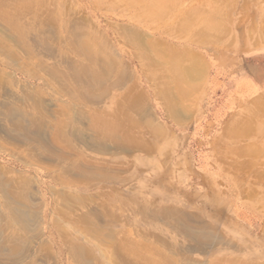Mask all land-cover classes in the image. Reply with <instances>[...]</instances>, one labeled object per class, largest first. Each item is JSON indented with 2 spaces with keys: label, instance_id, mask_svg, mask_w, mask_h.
I'll return each mask as SVG.
<instances>
[{
  "label": "rangeland",
  "instance_id": "1",
  "mask_svg": "<svg viewBox=\"0 0 264 264\" xmlns=\"http://www.w3.org/2000/svg\"><path fill=\"white\" fill-rule=\"evenodd\" d=\"M41 1L24 11L15 28L0 19L1 27L23 39L21 47L10 49L21 69L0 54V102L7 90L21 97L22 85L36 88L51 108L52 116L45 115L50 135L61 121L66 132L78 129L90 137L97 133L96 119L117 120L121 149L112 145L99 153L77 141L72 148L55 141L70 160L26 165L10 155H28L29 146L0 141L7 150L0 162L25 173L44 222L27 262L75 264L72 247H83L94 264H123L118 253L139 242L160 250L170 264H264V0H174L163 19L143 18L144 5L124 0ZM191 10L218 11L216 40L175 31ZM48 27L56 35L53 55L31 44ZM124 29L160 49L158 68L150 72L141 64L146 52L133 49ZM90 31L107 40L104 59L115 64L113 77L99 100H90L88 89L75 97L85 119L68 126L64 108L71 101L56 94L62 87L57 77L67 73L62 58L79 63L72 44ZM186 53L201 63L193 66L191 79H175L171 63ZM71 161L96 173L65 175L62 168ZM63 187L69 199L51 192ZM177 217L216 239L199 252Z\"/></svg>",
  "mask_w": 264,
  "mask_h": 264
},
{
  "label": "bare ground",
  "instance_id": "2",
  "mask_svg": "<svg viewBox=\"0 0 264 264\" xmlns=\"http://www.w3.org/2000/svg\"><path fill=\"white\" fill-rule=\"evenodd\" d=\"M173 1L124 0L123 2L128 5H144L145 10L139 12L143 18L163 19L165 12L171 8ZM37 4H43V2L41 0H0V19L7 21L11 27L15 28L17 20L23 17L24 11H29L34 6L38 7ZM216 13L218 14V11ZM216 13L207 14L201 12L200 14L194 10L188 11L175 31L177 33L185 32L189 38L191 36V39L199 38L198 34H200L204 39L216 40V33L221 31L220 23L213 22ZM194 30H196L195 33L193 32ZM0 31L3 32V37L0 38L1 56L8 61V65L11 67L21 69V60L10 49L12 45L21 47L23 39L10 33V29L6 27H1ZM124 31L129 37L133 49L137 51L139 48L143 52L145 50L146 53H143L140 58L141 64L150 72H152L153 68H158V57L160 58L161 56L160 49L155 45L152 48L146 47L140 37L136 33L134 34L133 29H124ZM44 34H46L45 37L39 35L32 37L31 44L36 50L53 55L55 50L52 43L56 39L55 30L48 27ZM106 45L107 40L104 38L98 39V36L90 31L89 35L86 34L85 40L79 38L72 44L73 49L71 51L79 57V63L73 62L67 57L61 60V63L67 69V73L57 77V81L62 87L56 91V94L60 95V98L64 96L71 101V105L66 107V109L64 108L66 111L65 115L70 119L68 126L70 122L81 126L85 119L84 111L77 107L74 102L75 97L85 95V90L88 89L90 90V93L86 94L88 98L90 100H99L101 93H105V83L112 80L115 64L105 62ZM186 54L188 56L180 58L181 61L179 63H177V60L171 63L172 71L176 74L175 79H191L194 72L193 66L195 67V65L201 63L198 62L199 58L197 55ZM28 72L33 76H38L39 71L28 69ZM2 73L0 71V74ZM12 75L7 78L12 80ZM114 80L112 86L116 85L117 77ZM22 89L24 91L21 97H16L11 91L7 90L5 95L2 96L4 102H0V141L6 142L7 140L22 147L29 146L32 149L28 151L30 155L20 154V158L10 152L12 153L10 156L13 159L15 158L26 165L29 164L28 160L34 159H40L51 164L70 160L65 151L54 146L55 141L57 143L58 141H63L68 147H71L73 141H77L85 146L90 145L93 151L99 153L108 152L110 150L109 146L112 147V145H115V149H121V145L117 143L119 142L117 130L121 126L117 120L110 123L105 118L96 119L94 130L97 133H95V136L90 135V137L78 129L66 132V128L61 124V121L50 135L47 131L49 126L45 115L52 116L51 108L40 97L36 88L22 85ZM26 108H31L39 113L33 114L27 111ZM64 110L62 111L63 114ZM1 151L7 150H4L0 145V153ZM4 155L0 156L6 159ZM71 162L69 166L62 168L65 175L82 178L85 175H94L96 173V168L83 163H75V161ZM37 172L38 170L35 173L36 175H33L34 178L38 177ZM10 175H18V177H11ZM29 184L25 173L0 162V264H29L27 260L32 254V243L40 240V228H42L44 222L41 218V212L38 211L36 204H34L35 199H33L32 192L28 187ZM51 192L57 197L70 198L69 190L65 187L60 190L52 188ZM76 200L80 202L79 197H76ZM176 221V224L183 228L187 237L195 242L196 250H199V252H203L204 248L216 239V236L208 229L200 228V226L198 228L193 227L186 223V220L182 217H177ZM72 248L71 256L75 264H94L83 247ZM132 248L118 253L123 264H170L169 258L162 254L160 250L153 249L147 245L143 246L139 242L133 243Z\"/></svg>",
  "mask_w": 264,
  "mask_h": 264
}]
</instances>
